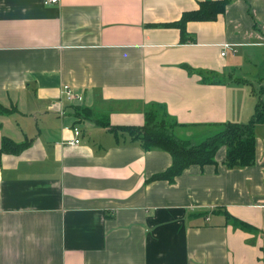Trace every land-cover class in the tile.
Segmentation results:
<instances>
[{
	"label": "crops",
	"instance_id": "1",
	"mask_svg": "<svg viewBox=\"0 0 264 264\" xmlns=\"http://www.w3.org/2000/svg\"><path fill=\"white\" fill-rule=\"evenodd\" d=\"M209 1L0 0V149L27 144L1 157L0 264H264V125L255 165L228 169L223 147L174 182L153 179L172 155L124 129L250 122L264 0L183 37Z\"/></svg>",
	"mask_w": 264,
	"mask_h": 264
},
{
	"label": "trees",
	"instance_id": "2",
	"mask_svg": "<svg viewBox=\"0 0 264 264\" xmlns=\"http://www.w3.org/2000/svg\"><path fill=\"white\" fill-rule=\"evenodd\" d=\"M229 1L202 2L198 10L185 13L175 26L179 27L183 37H186L188 22L215 20L220 14L224 13ZM237 82L246 83L241 80H237ZM101 124L108 127V119ZM257 125H264V100L262 99H259L254 115L247 124L225 122L207 125H185L162 119L156 113L151 112L147 114L143 126H131L124 129L133 139L140 141L146 150L160 149L172 155V166L153 179L174 182L179 175L191 166L217 165L216 156L223 147L227 149L225 166L228 169L246 168L255 165V128ZM199 128H206L207 137L200 141L201 143H195L194 137L197 134L195 133L191 137L186 134L189 130ZM197 139L199 140L198 137ZM26 147L27 144H17L11 139L4 138L0 149V164L3 153H20ZM240 225L250 228L245 223Z\"/></svg>",
	"mask_w": 264,
	"mask_h": 264
},
{
	"label": "built area",
	"instance_id": "3",
	"mask_svg": "<svg viewBox=\"0 0 264 264\" xmlns=\"http://www.w3.org/2000/svg\"><path fill=\"white\" fill-rule=\"evenodd\" d=\"M57 2H58V0H47V4H50V3L55 4ZM227 50H228V48H227V46H225L224 52L222 53L224 56L227 54V52H228ZM65 90L67 91L68 98L72 99L73 96H72V91L70 90V88L65 87ZM78 134H79V132H77V135ZM79 143H80V140L71 141V144H79Z\"/></svg>",
	"mask_w": 264,
	"mask_h": 264
},
{
	"label": "rangeland",
	"instance_id": "4",
	"mask_svg": "<svg viewBox=\"0 0 264 264\" xmlns=\"http://www.w3.org/2000/svg\"><path fill=\"white\" fill-rule=\"evenodd\" d=\"M190 131H195V133L197 134L196 137H194L195 138V140H194L195 143H201L200 141L204 140L207 137V134H206L207 130L205 131V129H203V128H201V129H193V130H190ZM197 137L199 138V140L197 139Z\"/></svg>",
	"mask_w": 264,
	"mask_h": 264
}]
</instances>
